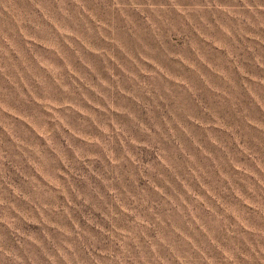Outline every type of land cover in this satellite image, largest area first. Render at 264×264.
<instances>
[{
	"label": "rangeland",
	"instance_id": "1",
	"mask_svg": "<svg viewBox=\"0 0 264 264\" xmlns=\"http://www.w3.org/2000/svg\"><path fill=\"white\" fill-rule=\"evenodd\" d=\"M0 264H264V0H0Z\"/></svg>",
	"mask_w": 264,
	"mask_h": 264
}]
</instances>
